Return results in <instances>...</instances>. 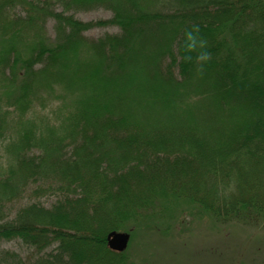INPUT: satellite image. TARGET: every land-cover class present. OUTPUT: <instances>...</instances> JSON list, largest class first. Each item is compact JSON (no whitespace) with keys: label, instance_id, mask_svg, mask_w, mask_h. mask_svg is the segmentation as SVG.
Masks as SVG:
<instances>
[{"label":"trees","instance_id":"trees-1","mask_svg":"<svg viewBox=\"0 0 264 264\" xmlns=\"http://www.w3.org/2000/svg\"><path fill=\"white\" fill-rule=\"evenodd\" d=\"M15 5L26 18L10 19ZM99 8L112 18L70 13ZM1 18L42 28L28 50L1 37L0 71L16 94L9 109L0 100V241L32 248L30 264H133L105 238L163 202L260 225L264 0H0ZM49 19L53 38L42 33ZM112 25L119 34L85 36ZM40 87L59 89L58 111H36ZM9 112L18 128L6 135ZM26 190L56 202L9 219ZM0 264L24 263L5 251Z\"/></svg>","mask_w":264,"mask_h":264},{"label":"rangeland","instance_id":"rangeland-1","mask_svg":"<svg viewBox=\"0 0 264 264\" xmlns=\"http://www.w3.org/2000/svg\"><path fill=\"white\" fill-rule=\"evenodd\" d=\"M70 13L84 22L112 18L111 13L103 8ZM7 14L10 19L26 18L25 10L18 5L8 10ZM29 24L15 26L9 20L1 18L0 47L5 44L3 38L10 43H6L5 48L12 44L20 50H28L30 43L36 40L34 34H38V30L34 28H38V25L42 28L40 22H34L33 26ZM53 24L51 19L44 23L45 30L42 29V33L48 38L54 36ZM11 33L16 35L17 40L15 38L14 41H8L7 37ZM106 34H119V29L112 25L94 27L85 32L89 40L100 39ZM5 74L0 71V100L4 110L10 108L9 99L16 94V86L6 79ZM58 91L59 89L54 88L49 96L46 89L40 87L38 95L33 98L36 111L40 114L58 111L61 104L58 99L61 93ZM66 105L69 103L66 102ZM2 116L6 123V135H9V131L14 133L18 128L17 116L12 112ZM35 201L45 208L50 207L56 202V195L46 193L33 198L32 191L26 190L21 198L6 206V216L14 218L17 210ZM143 217L139 223L127 225L121 230L129 234L130 240L123 252L133 264H264V219L258 226H248L234 220H216L196 204L185 200L163 202L152 216ZM5 251L18 254L24 264L33 263L37 256L32 248L18 239L0 241V254Z\"/></svg>","mask_w":264,"mask_h":264},{"label":"water","instance_id":"water-1","mask_svg":"<svg viewBox=\"0 0 264 264\" xmlns=\"http://www.w3.org/2000/svg\"><path fill=\"white\" fill-rule=\"evenodd\" d=\"M105 240H107V248L110 251L122 253L126 250L130 239L129 234H127L126 232L111 231L107 234Z\"/></svg>","mask_w":264,"mask_h":264}]
</instances>
